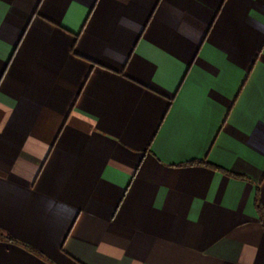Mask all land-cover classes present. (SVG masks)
I'll return each mask as SVG.
<instances>
[{
    "label": "crops",
    "instance_id": "0c3cea01",
    "mask_svg": "<svg viewBox=\"0 0 264 264\" xmlns=\"http://www.w3.org/2000/svg\"><path fill=\"white\" fill-rule=\"evenodd\" d=\"M257 195L264 0H0V264H264Z\"/></svg>",
    "mask_w": 264,
    "mask_h": 264
},
{
    "label": "trees",
    "instance_id": "16d2710c",
    "mask_svg": "<svg viewBox=\"0 0 264 264\" xmlns=\"http://www.w3.org/2000/svg\"><path fill=\"white\" fill-rule=\"evenodd\" d=\"M201 163H204L207 166H210V167H212L214 169H218V170H220V171H222L224 173L231 174L228 171H226L225 169H221L220 167L214 166V165H212V164H210V163H208L206 161H196V162H193L192 164L195 165V164H201ZM237 176L240 177V178H243V176H239V175H237ZM255 206L257 207L258 212L263 216L264 215V207H263L258 195H257V198H256V205ZM0 238H5V239H8V241L17 242L15 240V238L12 237L10 234H4L2 231H0Z\"/></svg>",
    "mask_w": 264,
    "mask_h": 264
}]
</instances>
